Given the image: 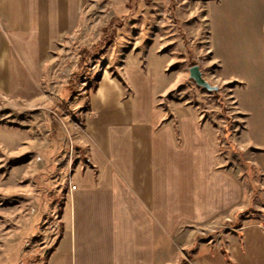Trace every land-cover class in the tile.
<instances>
[{"label":"crops","instance_id":"0c3cea01","mask_svg":"<svg viewBox=\"0 0 264 264\" xmlns=\"http://www.w3.org/2000/svg\"><path fill=\"white\" fill-rule=\"evenodd\" d=\"M89 1L0 0L6 107L40 98L53 51L78 29ZM159 77L137 64L84 90L76 189L47 264H264V180L246 188L237 170L222 166L191 109L157 105ZM257 158L264 179V150ZM250 209L259 218L236 225ZM226 222L234 226L217 246L197 239L209 224Z\"/></svg>","mask_w":264,"mask_h":264},{"label":"rangeland","instance_id":"374dc122","mask_svg":"<svg viewBox=\"0 0 264 264\" xmlns=\"http://www.w3.org/2000/svg\"><path fill=\"white\" fill-rule=\"evenodd\" d=\"M109 26L116 33L106 40ZM52 54L39 99L20 110L0 100V264L48 263L81 153L79 102L107 72L153 68L163 86L157 105L191 109L246 188L264 180L256 164L264 150V0H90ZM195 65L217 92L191 78ZM243 213L236 225L261 214ZM209 225L197 239L213 246L234 226Z\"/></svg>","mask_w":264,"mask_h":264},{"label":"water","instance_id":"95a60500","mask_svg":"<svg viewBox=\"0 0 264 264\" xmlns=\"http://www.w3.org/2000/svg\"><path fill=\"white\" fill-rule=\"evenodd\" d=\"M190 76H191V78H193L195 80V82L199 86H201V87H203V88H205V89H207L209 91L217 92L219 90V87L218 86L211 85L204 78L203 73H202L199 65H195V66L191 67V69H190Z\"/></svg>","mask_w":264,"mask_h":264},{"label":"trees","instance_id":"16d2710c","mask_svg":"<svg viewBox=\"0 0 264 264\" xmlns=\"http://www.w3.org/2000/svg\"><path fill=\"white\" fill-rule=\"evenodd\" d=\"M115 33H116L115 29L112 28L111 26H109V27L107 28V34H106V36H105V39H106V40H108V39L110 40V39L114 38ZM103 40H104V39H103ZM102 43H103V42L99 43L98 46H101ZM98 46H97V47H94V48H98ZM85 59H86V58H85ZM77 74H79V73H77ZM77 74L74 73L73 76L71 77V79L69 80V89H70L71 91H74L75 85H76V83H77V81H78V80H77V77H76V76H78ZM99 81H100V79H98V80L95 82V86H94L93 90H96V89H97V86H98ZM48 252H50V254H51L52 249H49Z\"/></svg>","mask_w":264,"mask_h":264},{"label":"built area","instance_id":"2783aa9c","mask_svg":"<svg viewBox=\"0 0 264 264\" xmlns=\"http://www.w3.org/2000/svg\"><path fill=\"white\" fill-rule=\"evenodd\" d=\"M72 189L75 190L76 189V186H72Z\"/></svg>","mask_w":264,"mask_h":264}]
</instances>
